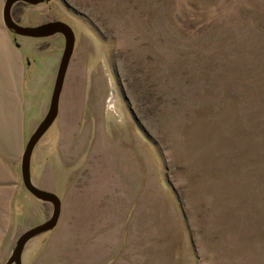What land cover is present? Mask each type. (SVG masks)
I'll list each match as a JSON object with an SVG mask.
<instances>
[{"label": "rangeland", "instance_id": "1", "mask_svg": "<svg viewBox=\"0 0 264 264\" xmlns=\"http://www.w3.org/2000/svg\"><path fill=\"white\" fill-rule=\"evenodd\" d=\"M0 0V264L53 204L23 178L66 50L10 29ZM23 27L76 45L34 149L62 201L23 264H264V0L19 1Z\"/></svg>", "mask_w": 264, "mask_h": 264}, {"label": "water", "instance_id": "2", "mask_svg": "<svg viewBox=\"0 0 264 264\" xmlns=\"http://www.w3.org/2000/svg\"><path fill=\"white\" fill-rule=\"evenodd\" d=\"M19 1L36 4L44 2L46 0H8L4 9V18L6 25L10 29L17 31L22 35L30 37H44L57 33H62L65 35L67 43L66 50L61 62L58 78L56 81L50 110L42 124L36 130L35 134L31 137L23 155V178L26 187L38 199L53 204L55 207V211L52 218L48 222L29 230L19 239L17 247L15 248L7 264H23V253L28 243L39 234L54 229L57 226L61 217L62 201L60 197L56 194L41 190L35 186L33 178L31 176V160L34 149L36 148L37 144L59 116L61 95L65 86L66 76L76 45V35L74 30L72 29V27H70L64 22L50 23L42 27L36 28L23 27L17 24L12 17V7Z\"/></svg>", "mask_w": 264, "mask_h": 264}, {"label": "flooded vegetation", "instance_id": "3", "mask_svg": "<svg viewBox=\"0 0 264 264\" xmlns=\"http://www.w3.org/2000/svg\"><path fill=\"white\" fill-rule=\"evenodd\" d=\"M15 19V18H14ZM16 23H17V21H15ZM17 24H19V23H17Z\"/></svg>", "mask_w": 264, "mask_h": 264}]
</instances>
